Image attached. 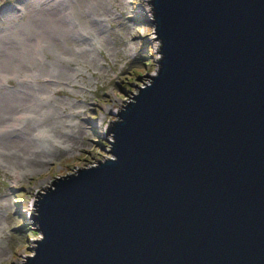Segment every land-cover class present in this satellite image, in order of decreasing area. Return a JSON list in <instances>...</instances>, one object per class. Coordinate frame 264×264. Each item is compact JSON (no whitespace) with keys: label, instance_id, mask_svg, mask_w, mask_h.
Instances as JSON below:
<instances>
[{"label":"water","instance_id":"obj_1","mask_svg":"<svg viewBox=\"0 0 264 264\" xmlns=\"http://www.w3.org/2000/svg\"><path fill=\"white\" fill-rule=\"evenodd\" d=\"M146 2L155 72L33 190L20 264H264V0Z\"/></svg>","mask_w":264,"mask_h":264},{"label":"rangeland","instance_id":"obj_2","mask_svg":"<svg viewBox=\"0 0 264 264\" xmlns=\"http://www.w3.org/2000/svg\"><path fill=\"white\" fill-rule=\"evenodd\" d=\"M50 2L0 0V264L38 236L33 190L109 155L103 125L159 55L146 0Z\"/></svg>","mask_w":264,"mask_h":264},{"label":"bare ground","instance_id":"obj_3","mask_svg":"<svg viewBox=\"0 0 264 264\" xmlns=\"http://www.w3.org/2000/svg\"><path fill=\"white\" fill-rule=\"evenodd\" d=\"M29 1V0H28ZM36 1H39V0H36ZM49 1H52V2H50V3H48L49 5H48V7H45L44 6V10L43 11H47L48 13H46V14H49V13H51L52 11H54V10H52V9H54V7H55V5H56V3L54 4L53 2H54V0H43V2H49ZM57 2V1H56ZM24 3H26V2H24ZM29 3V2H28ZM35 3V2H34ZM42 3V2H41ZM53 3V4H52ZM62 3V2H61ZM43 4V3H42ZM46 4V3H45ZM63 4V3H62ZM35 5H37L36 3H35ZM40 6V5H39ZM43 6V5H42ZM28 7H29V5H28ZM31 7L32 6H30L29 8L31 9ZM25 8H27V7H25ZM37 8V7H36ZM60 8V7H59ZM34 9H35V7H34ZM61 11H63L62 9H61ZM60 11V12H61ZM54 12H56V11H54ZM32 13V12H31ZM41 14V13H40ZM53 14V13H52ZM49 17H50V15H49ZM39 18V17H38ZM60 18V17H59ZM59 18H57L58 20H59ZM56 19V18H55ZM63 19V18H62ZM33 20V19H32ZM56 22V21H55ZM57 22H59V21H57ZM64 22V21H63ZM44 23H46V22H44ZM50 23V22H49ZM62 23V22H61ZM45 27V26H44ZM44 30L46 29V27L45 28H43ZM49 29H51V28H49ZM54 29V28H53ZM47 30V29H46ZM49 31V30H48ZM47 31V32H48ZM44 33H45V31H43ZM6 36V35H5ZM7 38L8 37H6V40H7ZM5 39V38H4ZM4 40H2V42H3ZM6 43H8L7 41H5ZM5 42H3L4 44H6ZM1 53H2V55L3 54H5V51L3 50V48H2V46L0 45V56H1ZM9 53L10 52H8V55H9ZM11 55V54H10ZM9 55V56H10ZM7 56V55H6ZM13 56V55H12ZM9 58H11V57H9ZM12 59V58H11ZM1 60V59H0ZM9 60V59H8Z\"/></svg>","mask_w":264,"mask_h":264},{"label":"built area","instance_id":"obj_4","mask_svg":"<svg viewBox=\"0 0 264 264\" xmlns=\"http://www.w3.org/2000/svg\"><path fill=\"white\" fill-rule=\"evenodd\" d=\"M23 261V260H22ZM21 263V261L20 262H18L17 264H20Z\"/></svg>","mask_w":264,"mask_h":264}]
</instances>
